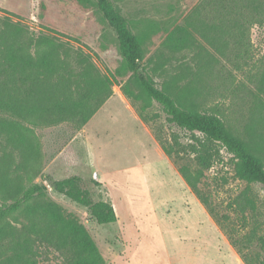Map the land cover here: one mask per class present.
<instances>
[{"label":"rangeland","instance_id":"rangeland-1","mask_svg":"<svg viewBox=\"0 0 264 264\" xmlns=\"http://www.w3.org/2000/svg\"><path fill=\"white\" fill-rule=\"evenodd\" d=\"M111 1L140 38L142 68L155 84L178 104L219 116L245 141L244 132L257 127L262 148L255 137L259 133L250 147L264 166V124L254 117L252 94L264 73V19L251 23L240 15L226 28V37L217 39L212 32L223 54L208 58L201 47L175 48L183 45L180 26L200 41L199 0ZM8 13L35 35L69 40L92 56L100 73L119 81L83 124L81 117L56 121V111L45 117L52 122L1 114L0 169L7 164L13 182L23 189L44 184V194L33 201L50 200L83 224L104 264H246L243 257L249 264H264L261 185L239 179L231 153L170 122L141 91L124 69L115 34L94 0H0V16ZM180 166L197 178V193ZM73 174L94 200L111 203L114 222L97 224L84 206L52 188L53 180ZM7 220L19 226V219ZM40 249L39 264H63L56 251Z\"/></svg>","mask_w":264,"mask_h":264},{"label":"trees","instance_id":"trees-1","mask_svg":"<svg viewBox=\"0 0 264 264\" xmlns=\"http://www.w3.org/2000/svg\"><path fill=\"white\" fill-rule=\"evenodd\" d=\"M94 3L115 34L124 69L132 73L141 91L159 105L170 122L224 147L237 160L236 176L259 183L264 191V166L250 147L252 137L259 133L255 137L260 142L258 148H262L260 130L251 127L249 133L244 132L245 141L233 134L219 116L178 104L143 71L141 40L130 30L113 2L94 0ZM197 6L195 16L203 25L197 32L200 41L186 26H180L177 33L183 45L175 48L201 47L208 58L213 52L223 54L213 43L212 32L219 34L217 39L226 37V28L232 27L240 15H245L251 23L264 19V0H199ZM113 75L110 78L100 73L92 56L80 47H72L69 40L45 32L35 35L27 26L12 21L10 13L0 16V115H9L14 120L42 118L52 122L54 120L45 117L56 111V121L72 122L81 117L83 124L110 97L111 84L119 83ZM91 89L95 90L94 94ZM255 89L252 91L257 101L254 117L264 124V73L257 79ZM123 90L129 93L127 84ZM49 92L54 94L50 96ZM200 159L206 162L205 156L200 155ZM179 172L190 189L197 193V178L189 168L180 166ZM11 179L8 165L4 164L0 169V264H39L37 258L43 252L42 246L46 251H56L63 264H104L83 224L50 200L33 201L44 194V184L34 183L23 189L20 182ZM51 186L84 206L97 224L108 225L115 221L111 203L94 200L78 175L55 179ZM8 217L16 222L19 219V226L11 224ZM243 260L249 264L245 257Z\"/></svg>","mask_w":264,"mask_h":264}]
</instances>
